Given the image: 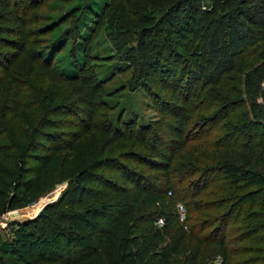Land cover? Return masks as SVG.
I'll return each instance as SVG.
<instances>
[{
	"label": "trees",
	"instance_id": "obj_1",
	"mask_svg": "<svg viewBox=\"0 0 264 264\" xmlns=\"http://www.w3.org/2000/svg\"><path fill=\"white\" fill-rule=\"evenodd\" d=\"M35 1L0 0V217L68 186L14 221L0 264H264V0H79L38 31ZM71 16L46 57L35 35ZM103 23L158 112L147 124L109 118L113 76L90 62ZM73 36L82 62L66 75L53 61ZM124 141L140 150L104 154Z\"/></svg>",
	"mask_w": 264,
	"mask_h": 264
},
{
	"label": "rangeland",
	"instance_id": "obj_2",
	"mask_svg": "<svg viewBox=\"0 0 264 264\" xmlns=\"http://www.w3.org/2000/svg\"><path fill=\"white\" fill-rule=\"evenodd\" d=\"M35 2L40 3H37L38 5L30 10L27 28L28 30L31 29L38 31L58 22L59 18L67 14L71 8L75 7L79 0H36ZM104 2L105 0L93 1L91 4V8H93L92 10L100 12ZM76 15H82V11H78ZM75 16H71L66 21L61 22L55 26L52 31L46 33V35L38 33L35 35L34 38H38L41 41L40 47L43 49L46 57L50 54L49 48L53 41H58L66 29L74 30V25L76 24V21H74ZM93 17L95 18L96 15H93ZM94 21V19H91L90 23L94 25ZM199 23L202 24L200 19ZM88 28L91 30V27ZM105 28V23H103L99 33L91 44L90 53L92 59H90V62L96 75L101 79L109 80V78L113 76V79L107 81L105 84L106 94L103 93L101 95L102 100L107 103V105L114 106L115 108L110 110L109 118L116 123L118 122L117 124L123 122L124 119H137L138 122H141L142 124H147L149 121L157 119L159 116L158 112L155 111L148 95L140 88L134 90L130 89V78L132 77L133 68L129 67L127 61L120 59L116 48L106 35L107 31ZM84 43V39H80V42L76 43V36L71 37L69 42L55 56L53 61L54 68L66 75L74 73L76 65L82 62L78 49H83ZM247 43L248 39L242 43V46L246 50L249 48ZM74 44L76 45L73 49ZM99 144L100 146L102 145V143ZM80 149L79 160H83L85 157L83 147ZM128 150L138 151L140 148L134 143H130V141H124L116 148L107 149L104 151V154L112 152L113 154L118 155L120 152ZM73 162L74 157L72 163ZM73 165L76 166L77 161ZM108 168L109 167L102 168L101 172L111 174L112 171ZM89 183L95 184V181L90 180ZM67 186L68 180L59 182L46 188L45 191L37 196V198H35L30 204L4 213L2 215L3 217H1L2 225L0 226V244L10 242V240L13 239L15 229L18 226L14 221H24L36 217L46 204L57 200ZM87 202H90V200L88 199V196L85 195L84 202H73L72 207L82 208L84 204L87 205ZM34 239L33 236L25 238L23 249L29 251L30 245H32ZM213 264H217V262H214Z\"/></svg>",
	"mask_w": 264,
	"mask_h": 264
},
{
	"label": "built area",
	"instance_id": "obj_3",
	"mask_svg": "<svg viewBox=\"0 0 264 264\" xmlns=\"http://www.w3.org/2000/svg\"><path fill=\"white\" fill-rule=\"evenodd\" d=\"M169 194H171V192H169ZM177 212H178V218H179V221L184 223L187 219V207L186 205L182 202V201H179L177 203ZM3 217V216H1ZM1 217H0V226L2 225V220H1ZM157 223L162 226L164 224V218L163 217H160L158 220H157ZM185 228H188L187 225H185Z\"/></svg>",
	"mask_w": 264,
	"mask_h": 264
}]
</instances>
